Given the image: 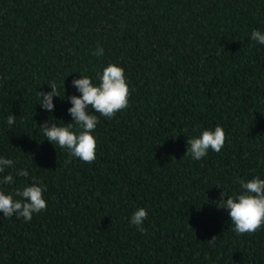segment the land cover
<instances>
[{"label": "trees", "instance_id": "1", "mask_svg": "<svg viewBox=\"0 0 264 264\" xmlns=\"http://www.w3.org/2000/svg\"><path fill=\"white\" fill-rule=\"evenodd\" d=\"M253 29L264 31V0H0V155L29 169L16 187H48L30 223L0 213V264H264V227L238 236L217 208L238 177L264 178ZM109 63L124 69L130 106L100 117L92 163L70 159L39 131L71 122L70 102L47 113L37 91L65 79L79 95L71 81ZM216 125L224 148L191 160L187 140ZM138 207L145 232L129 224Z\"/></svg>", "mask_w": 264, "mask_h": 264}, {"label": "clouds", "instance_id": "2", "mask_svg": "<svg viewBox=\"0 0 264 264\" xmlns=\"http://www.w3.org/2000/svg\"><path fill=\"white\" fill-rule=\"evenodd\" d=\"M249 39L264 46V31L253 29ZM95 56H103L104 49L97 47L93 51ZM48 91H37L39 106L47 113H53L56 108L54 98L70 102L67 114L71 122L62 124L50 122L49 119L39 124V131L55 149H63L70 159L92 163L97 156V138L95 130L100 123V117L112 119L129 105V83L124 69L118 63H109L94 77L80 73L79 78L71 81V87L79 95L67 94L65 79L57 85L55 82L47 84ZM99 114L96 115V114ZM6 125L13 128L17 123V116L8 114ZM226 132L220 125L200 130L187 140L186 155L193 161H201L209 152L219 153L224 148ZM17 161L11 157L0 155V213L2 217L11 219L15 216L30 223L34 215L47 209L44 193L48 187L42 181L31 177L30 183L16 187L15 177L29 178L27 167H16ZM234 183L239 184V190L231 195L221 193L217 208L226 210L231 221L232 230L239 236L252 234L264 227V178L255 175L251 179L237 178ZM11 186L6 190L2 186ZM148 219V209L138 207L129 217V224L138 231L145 232L144 222Z\"/></svg>", "mask_w": 264, "mask_h": 264}]
</instances>
